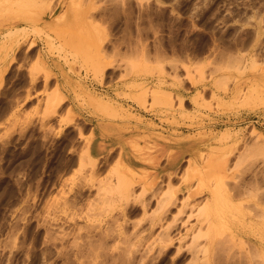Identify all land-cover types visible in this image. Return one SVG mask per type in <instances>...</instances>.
Masks as SVG:
<instances>
[{"label":"rangeland","instance_id":"1","mask_svg":"<svg viewBox=\"0 0 264 264\" xmlns=\"http://www.w3.org/2000/svg\"><path fill=\"white\" fill-rule=\"evenodd\" d=\"M0 264H264V0H0Z\"/></svg>","mask_w":264,"mask_h":264},{"label":"bare ground","instance_id":"2","mask_svg":"<svg viewBox=\"0 0 264 264\" xmlns=\"http://www.w3.org/2000/svg\"><path fill=\"white\" fill-rule=\"evenodd\" d=\"M25 4V3H24ZM79 17V16H78ZM66 17L64 16L63 17V19H65ZM76 20H77V18H76ZM76 22V21H75ZM77 23H79V22H77ZM161 154L162 153H159V151L158 152H156L154 155H152L151 157H150V162L152 163V170H156V171H159V165H158V161H159V159L161 158ZM180 162V159H179V157H178V155H176L175 153H169L168 154V156H167V163H168V166H167V168H168V171H169V173L170 174H172L173 173V171H174V169L176 168V166H177V164ZM160 173V172H159ZM117 174V173H116ZM117 178H116V180H114V181H112L111 179H112V177H110L111 179L109 180V178H108V183H109V185L111 186L112 185V187H115L116 189H118V191L121 193V195H128V196H132L133 194H134V190H133V182H131V181H124V178L125 177H123V176H121V172H119L117 175ZM113 179H114V177H113ZM160 179V178H159ZM155 181L156 180H153L152 182H150V181H144L143 182V185H142V187H143V189H144V191L142 190V192H140V193H138V194H140V195H143V196H145L146 195V192H151V190L150 189H152L151 187H152V184L153 183H155ZM157 183V182H156ZM114 184V185H113ZM159 184H160V182H159ZM157 184H155V186H156ZM111 187V188H112ZM158 187H159V185H158ZM106 187H103L102 189H105ZM186 188L188 189V191H187V193H188V197H185L184 196V198L182 199V201H181V207H180V213H179V211H177L176 213L178 214L179 213V215L181 214V213H186V215L184 216V217H181V216H179L180 218H181V224H182V222H188V224H187V226H186V228H185V231L188 233V231H190V230H195V229H198V230H202V229H204V228H207V229H205L206 230V232H203V234H201V232L199 233V231H198V233L200 234V235H206V234H208V235H206V237L208 236V238H207V241H206V243H208V245L207 244H202V243H199V242H201V241H199V240H196V237H194L195 239H192V243L195 245V246H193L194 247V249L196 250L195 251V253L197 252V254H198V252H201V251H204V252H208L209 251V249H210V246L212 245V243L211 242H213V237H211V235H214V233L216 232V230L217 229H219V228H221L220 226H224V225H227V226H229L228 224H226L225 223V220H224V217H226V211H225V208H226V206L228 207V201H225L220 195L218 196V195H215L214 193L213 194H211V196H209V198H208V200L206 201V202H204L203 203V205H201V204H199V206L200 207H197L196 208V212H195V210H194V207H195V201H194V203H193V201H192V198L196 195V193H197V190L195 189L194 190V188H192V186H189V185H186ZM107 189V188H106ZM142 189V188H141ZM156 189H157V187H156ZM156 189H155V191H156ZM185 189V188H184ZM154 191V190H153ZM155 191L152 193V195H150L151 197H153L154 195L156 196V193H155ZM101 192V191H100ZM103 192V191H102ZM149 192V193H150ZM171 192V190L169 191V192H164V193H166V195L163 193V195H165L166 197H167V195H168V197H167V199L164 197V198H162V196L163 195H161V196H159V199L157 198V196H156V198H157V204H159V207H158V205L156 206V207H158L155 211H156V214L154 213V218H153V220H151L150 222H151V225L153 226L154 225V223H160V237H158V240H164V239H167L168 240V238L169 239H171L169 236V234H170V231H169V228H171L172 226H173V224L172 223H169V221H166L167 219H166V215H168V212H167V210H166V212H167V214H165L164 213V208L165 209H167L166 207L169 205L170 206V204H168V203H173V204H175L176 203V200H177V197L178 196H176V200H173L174 199V193H170ZM170 193V194H169ZM186 193V194H187ZM136 194V193H135ZM134 194V195H135ZM137 194V195H138ZM157 194H158V192H157ZM159 195V194H158ZM177 195V194H176ZM126 197V196H125ZM138 197V196H137ZM173 197V198H172ZM139 198V197H138ZM140 198L141 199H139V201L141 200V205H142V207L144 208V210H146V208H147V206H148V204H150V202H148L147 200H149V199H147V198H145V197H143L144 199H142V197L140 196ZM134 199H135V197H134ZM137 199V198H136ZM194 199V198H193ZM212 199V200H211ZM222 201V202H221ZM230 202H231V200H230ZM231 203H233V201L231 202ZM230 203V205H232ZM236 203V202H235ZM240 203V202H239ZM238 203V204H239ZM173 204H171V205H173ZM198 205V204H197ZM236 205H237V203H236ZM240 205H242V204H240ZM172 207V206H171ZM170 208V207H169ZM232 208V207H231ZM231 208H230V210H231ZM238 208H240V207H238ZM238 208H235V209H233V210H240V209H242V210H240V211H242V213H244V214H246V216L248 215L247 214V212L245 213V212H243V211H245L244 210V207L243 208H240V209H238ZM179 209V208H178ZM188 209V210H187ZM228 210V209H227ZM229 210V211H230ZM169 211V210H168ZM171 211V210H170ZM195 212V213H194ZM165 214V215H163V214ZM171 213V212H170ZM175 214V213H174ZM177 214H175V215H173L172 217H173V221L175 222V221H177L178 219H180L179 217H177L176 215ZM243 214V215H244ZM156 215V216H155ZM251 213H249V218H253V216L251 215ZM193 216H195V217H193ZM168 218V217H167ZM191 218H193V221L191 222L190 221V219ZM195 218V219H194ZM243 218H247V217H243ZM250 219H248V222H246V223H248L249 225H251V223H250V221L252 220H250ZM244 222V221H243ZM242 222V223H243ZM254 222V221H253ZM157 223V224H158ZM229 223V222H228ZM156 224V225H157ZM236 224V223H235ZM239 225V224H238ZM152 226H150V223H149V227H152ZM174 226H176L175 225V223H174ZM173 226V227H174ZM232 226V225H231ZM235 226V225H234ZM239 226H241V225H239ZM154 227V226H153ZM226 227V226H225ZM224 227V228H225ZM233 227V226H232ZM236 227H237V225H236ZM247 227V226H246ZM229 228H231V227H229ZM238 228V227H237ZM232 229V228H231ZM234 230V229H233ZM236 230V229H235ZM191 232V231H190ZM189 232V233H190ZM206 233V234H205ZM186 234V233H185ZM169 235V236H168ZM167 236V237H166ZM194 240H196V243H195V241ZM199 241V242H198ZM205 243V242H204ZM211 243V245L209 246V244ZM193 244H191V245H193Z\"/></svg>","mask_w":264,"mask_h":264}]
</instances>
